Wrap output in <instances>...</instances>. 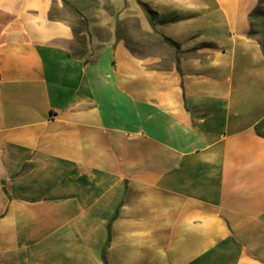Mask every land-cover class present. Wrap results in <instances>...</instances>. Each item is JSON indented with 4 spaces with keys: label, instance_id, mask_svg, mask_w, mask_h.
<instances>
[{
    "label": "crops",
    "instance_id": "0c3cea01",
    "mask_svg": "<svg viewBox=\"0 0 264 264\" xmlns=\"http://www.w3.org/2000/svg\"><path fill=\"white\" fill-rule=\"evenodd\" d=\"M260 2L0 0V264H264Z\"/></svg>",
    "mask_w": 264,
    "mask_h": 264
},
{
    "label": "rangeland",
    "instance_id": "374dc122",
    "mask_svg": "<svg viewBox=\"0 0 264 264\" xmlns=\"http://www.w3.org/2000/svg\"><path fill=\"white\" fill-rule=\"evenodd\" d=\"M251 23L252 36L261 44L262 48L264 49V0H261L258 9L253 13ZM127 30L128 34H130V38H128V44L135 51L147 54L151 52L152 49L161 48L162 53L165 54L166 57L169 56V52L168 49L165 47L166 45L164 40L160 42V40L153 35L143 36L139 34L138 27L136 24H130L129 29ZM166 61H169V59L166 58Z\"/></svg>",
    "mask_w": 264,
    "mask_h": 264
},
{
    "label": "trees",
    "instance_id": "16d2710c",
    "mask_svg": "<svg viewBox=\"0 0 264 264\" xmlns=\"http://www.w3.org/2000/svg\"><path fill=\"white\" fill-rule=\"evenodd\" d=\"M143 6V8H145V10L148 12L149 10L147 9V7L143 4H141ZM77 43L81 46H83L86 43V37L84 35H80V33L78 34L77 37Z\"/></svg>",
    "mask_w": 264,
    "mask_h": 264
}]
</instances>
